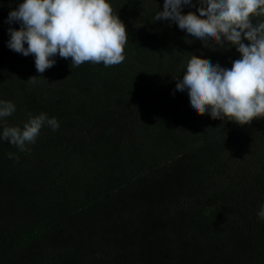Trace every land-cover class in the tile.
<instances>
[{
	"label": "trees",
	"instance_id": "trees-1",
	"mask_svg": "<svg viewBox=\"0 0 264 264\" xmlns=\"http://www.w3.org/2000/svg\"><path fill=\"white\" fill-rule=\"evenodd\" d=\"M21 2L0 0V101L15 105L0 134L41 113L59 127L23 151L0 139V264H264V117L196 114L175 87L192 55L230 69L236 47L153 21L163 0H108L124 61L57 54L39 73L7 46Z\"/></svg>",
	"mask_w": 264,
	"mask_h": 264
},
{
	"label": "clouds",
	"instance_id": "clouds-1",
	"mask_svg": "<svg viewBox=\"0 0 264 264\" xmlns=\"http://www.w3.org/2000/svg\"><path fill=\"white\" fill-rule=\"evenodd\" d=\"M192 3L163 0V10L155 13L153 21H174L205 47L209 43L223 47L228 42L236 47L240 58L228 69L192 55L176 90L187 89L190 105L199 115L207 112L213 119L239 125L264 117V20H252L264 17V0H199V15L181 12L183 6ZM13 21L21 26L8 29L7 46L23 56L33 55L39 73L53 66L57 54L71 58L73 66L91 62L108 67L125 59L126 28L113 14L108 0H22L8 14L7 22ZM34 77L29 78L33 84L37 82ZM14 111L13 103L0 101V117ZM45 123L53 130L59 127L55 118L43 113L30 115L23 128L5 127L0 139L23 151L26 143L35 142ZM257 215L264 219V205Z\"/></svg>",
	"mask_w": 264,
	"mask_h": 264
}]
</instances>
